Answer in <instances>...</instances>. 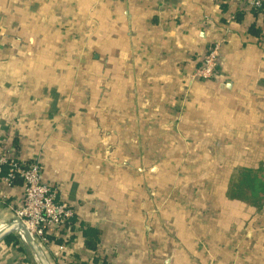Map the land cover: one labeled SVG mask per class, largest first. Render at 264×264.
<instances>
[{
    "label": "crops",
    "instance_id": "1",
    "mask_svg": "<svg viewBox=\"0 0 264 264\" xmlns=\"http://www.w3.org/2000/svg\"><path fill=\"white\" fill-rule=\"evenodd\" d=\"M216 41V77L191 79ZM3 140L75 209L54 264H264V201L233 188L264 173V7L0 0ZM32 253L12 241L0 264Z\"/></svg>",
    "mask_w": 264,
    "mask_h": 264
},
{
    "label": "built area",
    "instance_id": "2",
    "mask_svg": "<svg viewBox=\"0 0 264 264\" xmlns=\"http://www.w3.org/2000/svg\"><path fill=\"white\" fill-rule=\"evenodd\" d=\"M250 6L262 9L264 0H248ZM221 52V41L214 42L203 58L202 64L191 75V79H210L217 75ZM0 176L7 188L21 181L24 192L20 202L11 201L6 190H0V207L12 211L13 218L20 219L49 255L51 235L54 234L61 249H67L63 239V228L71 225L75 209L71 203L59 196V187L43 178L39 158L27 161L7 148L5 140L0 143ZM7 222H4L5 226Z\"/></svg>",
    "mask_w": 264,
    "mask_h": 264
},
{
    "label": "water",
    "instance_id": "3",
    "mask_svg": "<svg viewBox=\"0 0 264 264\" xmlns=\"http://www.w3.org/2000/svg\"><path fill=\"white\" fill-rule=\"evenodd\" d=\"M6 224L5 234L0 236V246L15 240H20L33 252L39 264H54L46 250L20 219L12 218Z\"/></svg>",
    "mask_w": 264,
    "mask_h": 264
},
{
    "label": "trees",
    "instance_id": "4",
    "mask_svg": "<svg viewBox=\"0 0 264 264\" xmlns=\"http://www.w3.org/2000/svg\"><path fill=\"white\" fill-rule=\"evenodd\" d=\"M256 10H260V9H256ZM212 44L213 43H211L208 46L206 52L203 55V58L206 55V53L209 51ZM16 183H22V182L17 181ZM233 188H234L235 197L249 200L251 203H255V204L262 203L264 201V173L254 172L245 175V177L241 178L239 182H236L234 184ZM15 243L21 244V241L15 240Z\"/></svg>",
    "mask_w": 264,
    "mask_h": 264
},
{
    "label": "bare ground",
    "instance_id": "5",
    "mask_svg": "<svg viewBox=\"0 0 264 264\" xmlns=\"http://www.w3.org/2000/svg\"><path fill=\"white\" fill-rule=\"evenodd\" d=\"M5 225L3 227H1L0 225V236L4 235L5 234ZM37 261V260H36ZM38 262V261H37Z\"/></svg>",
    "mask_w": 264,
    "mask_h": 264
},
{
    "label": "rangeland",
    "instance_id": "6",
    "mask_svg": "<svg viewBox=\"0 0 264 264\" xmlns=\"http://www.w3.org/2000/svg\"><path fill=\"white\" fill-rule=\"evenodd\" d=\"M244 182H245V181H244ZM243 184H244V183H243ZM1 218H3V217H1ZM4 222H6V221H3V220L0 219V225H1V227H3L4 224H2V223H4ZM32 254H33V253H32ZM32 256H33V255H32ZM33 257H34V256H33ZM33 259L35 260L36 258L34 257ZM35 261H36V260H35ZM36 262H37V261H36ZM37 263H38V262H37Z\"/></svg>",
    "mask_w": 264,
    "mask_h": 264
}]
</instances>
